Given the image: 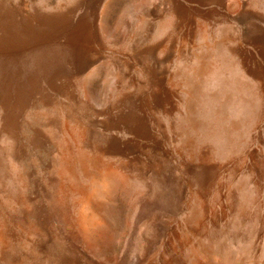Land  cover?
<instances>
[{
    "label": "rangeland",
    "instance_id": "374dc122",
    "mask_svg": "<svg viewBox=\"0 0 264 264\" xmlns=\"http://www.w3.org/2000/svg\"><path fill=\"white\" fill-rule=\"evenodd\" d=\"M0 264H264V0H0Z\"/></svg>",
    "mask_w": 264,
    "mask_h": 264
}]
</instances>
